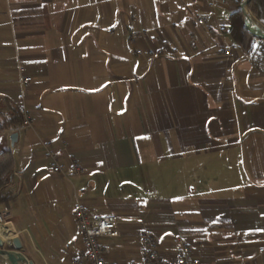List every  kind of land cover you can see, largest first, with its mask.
I'll list each match as a JSON object with an SVG mask.
<instances>
[{"label":"crops","instance_id":"0c3cea01","mask_svg":"<svg viewBox=\"0 0 264 264\" xmlns=\"http://www.w3.org/2000/svg\"><path fill=\"white\" fill-rule=\"evenodd\" d=\"M242 2L0 0L5 249L77 264L81 203L120 217L107 264H141L146 231L163 258L264 264V54L231 35Z\"/></svg>","mask_w":264,"mask_h":264},{"label":"built area","instance_id":"2783aa9c","mask_svg":"<svg viewBox=\"0 0 264 264\" xmlns=\"http://www.w3.org/2000/svg\"><path fill=\"white\" fill-rule=\"evenodd\" d=\"M200 25L205 23L204 19H200ZM140 38V34L133 33L131 36L132 42ZM139 55L142 51L137 52ZM19 73L23 76L24 68H19ZM32 83V78L24 77L23 84L28 87ZM20 115L23 119V128L29 129L34 124V119L28 108H22ZM71 171H81V166L74 164L71 166ZM54 172H61L60 167H55ZM74 217L79 225L82 236V249L77 253V264H107V250L100 245L101 239H118L121 236L120 217L116 214H111L106 217H93L90 208L84 204L77 203L73 209ZM11 218V211L6 206L0 205V237L3 234V228ZM10 238V242L12 241ZM142 244L146 247V257L141 264H205L197 260L190 247L185 244H180V251L175 260L163 258L157 248L152 231H146L141 239ZM263 253V250H260ZM136 264V263H132Z\"/></svg>","mask_w":264,"mask_h":264},{"label":"trees","instance_id":"16d2710c","mask_svg":"<svg viewBox=\"0 0 264 264\" xmlns=\"http://www.w3.org/2000/svg\"><path fill=\"white\" fill-rule=\"evenodd\" d=\"M243 0H238L239 4ZM249 11L252 12L262 25H264V0H254L248 7ZM231 35L233 39L244 49L251 51L253 48V41L255 39L248 34L244 28L243 16L241 11L235 13L231 17ZM262 52L264 54V42L260 41ZM10 129V127H7ZM13 165L12 155L9 151H3L0 154V205L8 206L9 200L2 196L1 187L4 185V175L6 171Z\"/></svg>","mask_w":264,"mask_h":264},{"label":"water","instance_id":"95a60500","mask_svg":"<svg viewBox=\"0 0 264 264\" xmlns=\"http://www.w3.org/2000/svg\"><path fill=\"white\" fill-rule=\"evenodd\" d=\"M254 0H243L241 4V13L243 15V24L245 30L251 35L254 39L264 42V31L255 27L252 24L246 22V11L248 10L249 5ZM17 141V135H12L11 137V145L14 147ZM1 180V175H0ZM12 246L14 247V251L5 249L6 245L2 237H0V259L4 260L6 264H33V262L27 260L22 254V243L18 237L12 238Z\"/></svg>","mask_w":264,"mask_h":264},{"label":"bare ground","instance_id":"6f19581e","mask_svg":"<svg viewBox=\"0 0 264 264\" xmlns=\"http://www.w3.org/2000/svg\"><path fill=\"white\" fill-rule=\"evenodd\" d=\"M246 22L249 23V24H252V25H254L255 27H257V28L261 29L262 31H264V29H263L260 25H257V24H255V23L253 22V20H252L250 14H249V12H248V10L246 11Z\"/></svg>","mask_w":264,"mask_h":264},{"label":"rangeland","instance_id":"374dc122","mask_svg":"<svg viewBox=\"0 0 264 264\" xmlns=\"http://www.w3.org/2000/svg\"><path fill=\"white\" fill-rule=\"evenodd\" d=\"M253 19V18H252ZM255 21H256V19H254ZM264 29V28H263ZM257 41H259V40H257V39H255V41H253V48H252V50L251 51H253L256 47L257 48H259L260 47V41L259 42H257Z\"/></svg>","mask_w":264,"mask_h":264}]
</instances>
